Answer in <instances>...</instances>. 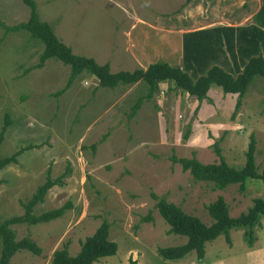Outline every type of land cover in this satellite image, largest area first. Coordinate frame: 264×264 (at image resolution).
<instances>
[{
    "label": "rangeland",
    "instance_id": "1",
    "mask_svg": "<svg viewBox=\"0 0 264 264\" xmlns=\"http://www.w3.org/2000/svg\"><path fill=\"white\" fill-rule=\"evenodd\" d=\"M36 1L41 19L54 26L63 42L79 55L109 62L113 72L148 68L159 61L184 65L181 33L172 36L157 25L151 13L156 9L146 0ZM29 16L24 0H0V19L9 26ZM43 51L44 45L29 32L7 33L0 26V133L6 114L12 119L1 155L28 147L18 163L0 172L1 218L24 215L23 203L49 175L57 179L65 174L63 184L49 191L35 213L69 205L51 222L12 226L17 240L31 237L43 252L21 250L11 264H53L54 253L65 244L76 256L105 220L119 249L94 264H131L132 259L137 264H264V215L255 228L233 229L232 244L225 235L208 242L203 259L195 251L181 259H164L161 248L185 244L188 237L171 232L152 197L153 192L167 196L208 225L213 222L208 205L219 196L225 197L234 217L247 212L257 198L264 199L261 180L249 181L246 191L239 184L222 190L196 180L172 161L176 154L218 162L219 143L228 163L241 168L255 138L257 164L263 171V76L255 77L236 116L237 94L213 86L208 97L199 100L166 82L160 94L130 118L133 105L148 93L146 82L103 87L95 76L83 73L57 94L66 87L71 66L51 58L35 68Z\"/></svg>",
    "mask_w": 264,
    "mask_h": 264
},
{
    "label": "trees",
    "instance_id": "2",
    "mask_svg": "<svg viewBox=\"0 0 264 264\" xmlns=\"http://www.w3.org/2000/svg\"><path fill=\"white\" fill-rule=\"evenodd\" d=\"M193 0H186L181 8ZM260 11L254 17V24L248 26H216L185 33L183 36L182 53L183 66L172 65L169 62L152 63L145 68L134 71L113 72L111 64H100L96 58L79 55L73 48L63 42L57 35L52 24L43 21L40 16L36 0H24L30 8V16L26 22L9 26L0 19L7 33L27 31L32 39L44 45L40 62L35 68H42L51 58H56L71 66V75L65 88L57 94H62L71 87L74 80L83 73H89L99 80L100 86L115 88L119 85H134L146 82L148 93L138 99L133 105L130 118H133L146 101L154 100L161 92L162 83H173L175 88L187 92L190 96L204 100L208 97L213 86L223 89L226 94H237L239 100L236 114L243 105V98L256 76L264 77V0ZM12 124L10 114H6L5 125L0 133V172L11 164L19 162V156L27 148H21L11 156H2V144L6 132ZM257 141L252 139L246 152V164L237 168L228 163L222 153L219 143H216V153L220 161L204 163L196 155L193 157L172 156L174 163H180L185 171L191 172L198 181L214 183L218 189H226L230 185L239 184L242 191H246L249 181L264 182V170L260 171L256 158ZM64 175L54 179L51 175L40 185L32 198L24 202L25 214L3 220L0 215V239L2 255L0 264H11L13 257L21 250H29L35 255H41L42 247L31 237L17 240V234L12 228L15 224L28 223L36 225L59 219L67 211L69 205L47 211L41 215L35 213L38 205L45 202L49 191L56 185L63 184ZM156 201V208L171 226V232L188 237L185 244L161 248L160 255L166 260L184 258L195 251L199 258L206 255L208 242L225 235L232 244L231 231L233 229L255 228L264 215V199L257 198L255 204L247 212L237 217L231 215L230 206L224 196L208 205V212L213 219L208 225L197 215L187 213L184 208L170 202L167 196L152 193ZM1 211V202H0ZM152 219L151 215L144 220ZM111 223L105 220L97 231L86 238L81 251L76 255L70 254L69 244L54 253L53 264H94L100 259L117 254L119 245L111 239ZM254 237V233H253ZM255 238V237H254ZM251 243L253 241H250ZM131 264H137L131 260Z\"/></svg>",
    "mask_w": 264,
    "mask_h": 264
},
{
    "label": "crops",
    "instance_id": "3",
    "mask_svg": "<svg viewBox=\"0 0 264 264\" xmlns=\"http://www.w3.org/2000/svg\"><path fill=\"white\" fill-rule=\"evenodd\" d=\"M146 1L157 11L151 12L156 15L157 25L161 24L162 29L169 32L168 34L173 33L172 36H179L181 33L182 37L187 31L191 32L186 29L187 25L196 26L193 31L216 26L252 25L255 15L263 5L262 0H193L181 11L186 2L184 0H177V3L173 2L175 0ZM125 6L131 5H122ZM141 21L151 26L153 24L148 20Z\"/></svg>",
    "mask_w": 264,
    "mask_h": 264
}]
</instances>
